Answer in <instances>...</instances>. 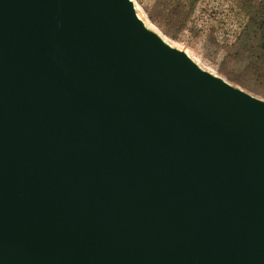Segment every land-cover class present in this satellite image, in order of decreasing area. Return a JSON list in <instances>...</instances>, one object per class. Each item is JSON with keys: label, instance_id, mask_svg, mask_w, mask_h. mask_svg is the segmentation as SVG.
<instances>
[{"label": "water", "instance_id": "95a60500", "mask_svg": "<svg viewBox=\"0 0 264 264\" xmlns=\"http://www.w3.org/2000/svg\"><path fill=\"white\" fill-rule=\"evenodd\" d=\"M140 19L0 0V264H264V99Z\"/></svg>", "mask_w": 264, "mask_h": 264}, {"label": "trees", "instance_id": "16d2710c", "mask_svg": "<svg viewBox=\"0 0 264 264\" xmlns=\"http://www.w3.org/2000/svg\"><path fill=\"white\" fill-rule=\"evenodd\" d=\"M198 1L159 0L148 16L165 35L176 40ZM236 6L245 21L232 45L220 47L225 56L218 72L229 82L264 99V0H236ZM230 65L234 69L230 70Z\"/></svg>", "mask_w": 264, "mask_h": 264}, {"label": "rangeland", "instance_id": "374dc122", "mask_svg": "<svg viewBox=\"0 0 264 264\" xmlns=\"http://www.w3.org/2000/svg\"><path fill=\"white\" fill-rule=\"evenodd\" d=\"M158 1L133 0L138 16L147 25L160 32L171 46L187 53L202 69L221 75L218 66L223 63L225 52L220 47L232 45L245 21L239 15L236 0H199L185 29L177 33L176 40L165 35L149 19L148 12ZM231 64L236 66L234 63ZM233 65L228 68L234 69Z\"/></svg>", "mask_w": 264, "mask_h": 264}, {"label": "bare ground", "instance_id": "6f19581e", "mask_svg": "<svg viewBox=\"0 0 264 264\" xmlns=\"http://www.w3.org/2000/svg\"><path fill=\"white\" fill-rule=\"evenodd\" d=\"M139 17V16H138ZM140 18V17H139ZM142 20V19H140ZM143 21V20H142ZM141 21V22H142ZM144 24V26L150 31L152 30L151 32H156V34H158V36L161 38V40L166 44V45H169V42L166 40V38L162 37L158 31H156L155 29H153L150 25H147L144 21L142 22ZM171 46V45H169Z\"/></svg>", "mask_w": 264, "mask_h": 264}]
</instances>
